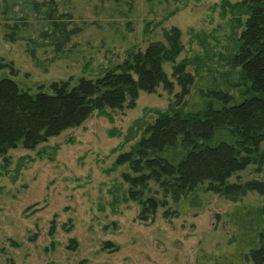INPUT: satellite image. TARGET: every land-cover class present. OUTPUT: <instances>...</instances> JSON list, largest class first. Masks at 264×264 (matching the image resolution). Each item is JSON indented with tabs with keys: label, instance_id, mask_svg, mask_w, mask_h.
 I'll return each instance as SVG.
<instances>
[{
	"label": "rangeland",
	"instance_id": "374dc122",
	"mask_svg": "<svg viewBox=\"0 0 264 264\" xmlns=\"http://www.w3.org/2000/svg\"><path fill=\"white\" fill-rule=\"evenodd\" d=\"M239 0H59L70 11L79 32L72 43L91 48L83 59L55 61L48 70L36 67L20 42L5 41L0 19V62L7 63L25 89L46 88L54 80L95 78L121 62L128 51L163 41L176 27L196 77L208 67L218 71L234 50L244 17ZM228 3V4H227ZM40 58L43 55L38 53ZM212 59L214 64H209ZM198 67V72L195 67ZM159 86L140 91L131 108L94 111L81 125L50 137L34 149L21 146L0 157V264H215L233 249L227 213L264 196L249 193L238 202L212 195L199 210L184 208L165 218L159 208L152 220L139 219V206L127 197L116 165L142 135L157 110L174 101ZM242 180L260 177L240 173Z\"/></svg>",
	"mask_w": 264,
	"mask_h": 264
},
{
	"label": "trees",
	"instance_id": "16d2710c",
	"mask_svg": "<svg viewBox=\"0 0 264 264\" xmlns=\"http://www.w3.org/2000/svg\"><path fill=\"white\" fill-rule=\"evenodd\" d=\"M60 6L59 0H0L5 41L22 43L42 70L92 53L72 43L79 27ZM231 6L244 17L238 19L234 50L224 57L227 68L208 67L197 77L186 70L187 60L176 62L183 50L176 27L164 32L163 41L128 51L95 78L54 80L46 88L21 87L0 62V157L19 146L34 149L94 111L110 115L106 109L131 108L140 91L162 86L171 93L174 82L163 67L169 63L179 86L174 101L157 110L137 142L115 160L126 166L122 178L128 199L139 206V219H154L159 208L165 218L185 207L199 210L212 195L232 202L249 193L264 196V0ZM244 171L261 176L242 180ZM227 222L234 246L215 264H264V204L257 199L235 205Z\"/></svg>",
	"mask_w": 264,
	"mask_h": 264
}]
</instances>
